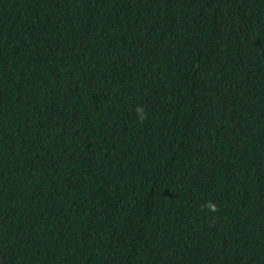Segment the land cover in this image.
Masks as SVG:
<instances>
[{"label":"trees","instance_id":"obj_1","mask_svg":"<svg viewBox=\"0 0 264 264\" xmlns=\"http://www.w3.org/2000/svg\"><path fill=\"white\" fill-rule=\"evenodd\" d=\"M0 264H264V0H0Z\"/></svg>","mask_w":264,"mask_h":264},{"label":"clouds","instance_id":"obj_2","mask_svg":"<svg viewBox=\"0 0 264 264\" xmlns=\"http://www.w3.org/2000/svg\"><path fill=\"white\" fill-rule=\"evenodd\" d=\"M142 111H143V109L138 107L137 112L140 113V112H142ZM212 210L215 211V210H216L215 207H213Z\"/></svg>","mask_w":264,"mask_h":264}]
</instances>
